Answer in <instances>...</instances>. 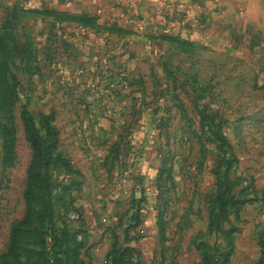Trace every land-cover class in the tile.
<instances>
[{"label": "rangeland", "instance_id": "rangeland-1", "mask_svg": "<svg viewBox=\"0 0 264 264\" xmlns=\"http://www.w3.org/2000/svg\"><path fill=\"white\" fill-rule=\"evenodd\" d=\"M212 2L0 0V264H264V0Z\"/></svg>", "mask_w": 264, "mask_h": 264}, {"label": "crops", "instance_id": "crops-1", "mask_svg": "<svg viewBox=\"0 0 264 264\" xmlns=\"http://www.w3.org/2000/svg\"><path fill=\"white\" fill-rule=\"evenodd\" d=\"M73 4L77 2H82L85 6H99L105 5L114 10H121L126 14L142 13V14H153L156 16V8L161 4L167 3L166 9H176L180 8L183 14L188 13L191 16L195 12L193 10L194 6H197L199 12L207 14L210 12L212 6L215 7V2L212 0H69ZM212 5V6H211ZM77 6V5H76ZM108 8V9H109ZM216 8V7H215ZM217 9V8H216ZM151 11V12H150ZM178 14V13H177ZM176 14V15H177ZM151 16V15H150ZM165 15H160L159 18L171 19V16L164 17Z\"/></svg>", "mask_w": 264, "mask_h": 264}, {"label": "trees", "instance_id": "trees-1", "mask_svg": "<svg viewBox=\"0 0 264 264\" xmlns=\"http://www.w3.org/2000/svg\"><path fill=\"white\" fill-rule=\"evenodd\" d=\"M23 118H24V123L26 126V130L28 133V138L33 146V151H34V159L32 161L31 164V182L30 185L28 187L27 190V201L28 204H31V200H32V190H33V186L34 183L37 179V173H36V168H38L39 164L41 163V161L44 160V158L47 155V147H46V142L44 137L41 134V131L36 127L31 114L29 113L28 110H25L23 112ZM220 143H222V145L225 143V139L221 136L220 138ZM121 259L122 261H124L123 256L120 255V257H118L115 262L116 263H121Z\"/></svg>", "mask_w": 264, "mask_h": 264}]
</instances>
